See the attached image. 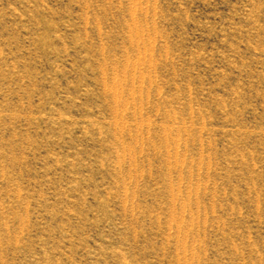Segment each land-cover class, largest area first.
<instances>
[{
	"label": "rangeland",
	"instance_id": "obj_1",
	"mask_svg": "<svg viewBox=\"0 0 264 264\" xmlns=\"http://www.w3.org/2000/svg\"><path fill=\"white\" fill-rule=\"evenodd\" d=\"M0 264H264V0H0Z\"/></svg>",
	"mask_w": 264,
	"mask_h": 264
}]
</instances>
